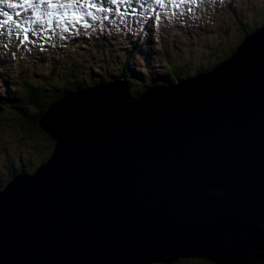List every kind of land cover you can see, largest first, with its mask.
I'll return each mask as SVG.
<instances>
[{
    "label": "water",
    "instance_id": "obj_1",
    "mask_svg": "<svg viewBox=\"0 0 264 264\" xmlns=\"http://www.w3.org/2000/svg\"><path fill=\"white\" fill-rule=\"evenodd\" d=\"M37 123L54 150L0 192V264H264V26L211 72Z\"/></svg>",
    "mask_w": 264,
    "mask_h": 264
},
{
    "label": "rangeland",
    "instance_id": "obj_2",
    "mask_svg": "<svg viewBox=\"0 0 264 264\" xmlns=\"http://www.w3.org/2000/svg\"><path fill=\"white\" fill-rule=\"evenodd\" d=\"M129 1L125 2L126 7ZM104 2L105 5H107V9H97H100L98 10L99 16H102L106 21L99 26L97 32L100 31V38L103 37L105 40H100V44H95V46L90 45L93 49L92 52L87 44H76L74 48H67L64 45L66 39L59 38V46L53 50L54 53H52V58H50L49 55L46 56L44 59V65L35 59H25L23 61L27 66H20V68L28 70V66H32L35 69L32 71H22L19 74H16V69L4 66L1 71L4 70L6 75L11 77V82H9L10 85H16L19 90L16 91L12 88L10 92L11 97L15 94L19 96L21 92L27 93L31 90L28 88V84L25 81L26 79H28L31 84H43V81L49 77L50 73L48 72L50 69L52 70L53 66H56L57 69L54 70V75L51 76L56 79L51 82L45 81V84L51 83L54 85V81L61 84L63 82L62 77L61 75L56 77V74L60 73L62 66H66L67 62L71 59H76V63L83 64L84 69H88V73L81 70L76 76V81L84 80L86 78L85 81L87 83L101 79H110L112 75L119 74L123 66L128 67L130 72L128 75L133 74L131 70L137 71V68H141L145 70L144 73L142 72L143 80H147V78L151 79L156 73L162 72L161 66H163L164 63H167V56L165 54L162 55L161 53L166 49L170 52L171 46H173L171 52L172 62H176L178 65H181V63L184 62L187 65L186 67L195 70L198 66H201L200 64L207 65L209 63L204 62L202 59L204 54H209L207 47H210L212 52L220 51V49L216 48L214 45H205L210 42L219 43L222 30H224V33L227 35V41L221 50L223 54L215 53L212 55L210 57L212 61L211 63L217 62V58H221L222 55L227 54L229 50L233 48L231 44H239L243 38L242 35H244L243 32L245 30L250 29L249 31H246V33H249L252 31V27L258 26L259 22L256 20L264 18V0H194V5H191L190 12L187 15L188 22L194 26L197 23L203 24L202 27H193L194 29L191 30V32L184 33V26L180 24L176 31H172L168 34L163 31L159 36H156V31L153 29V24H151L150 20V27L148 28L149 35L146 37L145 35H139L141 21L138 22L137 18L134 17L127 18V22L125 13H119L108 8V2ZM179 2H181V0H179ZM216 2L231 3L233 5L231 7L236 13L235 17L231 12L221 9L218 11L215 21L211 23L209 20V14L214 12V8L211 4H216ZM120 3L121 2L118 0L115 5ZM204 5L206 6V11L205 8H203ZM201 11L206 14L202 16ZM153 14L154 10L148 12V15L151 17ZM88 18L89 16L86 17V20H88ZM235 19L239 31L242 30L240 32L238 29H235ZM130 24H132V27ZM127 37H135V40H137L136 44L134 45L130 42ZM149 40L154 43L151 47H148ZM94 41H99V39ZM197 41L199 45H203L204 47L196 46ZM135 47L140 48L142 54H146L147 58H144L142 55L139 56L142 58L141 62L138 59H134L133 55L129 56L128 59L122 58L124 53H129ZM0 49L3 52L9 53V48L3 47ZM81 50H84L86 56H80L78 54ZM192 52L193 54L191 55ZM95 53L99 54L96 55ZM149 53L152 54L151 57H149ZM0 65L2 66L1 62ZM164 67L167 69L169 64H166ZM98 73H101V76L98 75ZM191 73L192 72L189 74ZM185 75L186 74H183V76ZM137 88L139 87L137 86ZM49 89H54V87L52 86L46 91H49ZM76 89L79 90L83 88L79 87ZM33 92L39 93L40 89L38 87H33ZM35 108L36 106H31L32 110H35ZM1 114L3 115L1 116ZM0 117L2 118L0 119V149H11L0 151V183H2L5 178H7L8 173L5 171L6 167L13 165L19 167L22 163L26 162V158L31 162V166L35 167V163L49 156L53 148V143L42 133L31 135L30 139L23 137L24 135L32 133L16 125L15 121L9 120V114L0 113ZM2 146L4 148H1ZM14 151H19V153L16 154ZM202 260L196 258L190 262L182 260L181 264H206L205 262L203 263ZM207 264L213 263L209 262Z\"/></svg>",
    "mask_w": 264,
    "mask_h": 264
},
{
    "label": "trees",
    "instance_id": "obj_3",
    "mask_svg": "<svg viewBox=\"0 0 264 264\" xmlns=\"http://www.w3.org/2000/svg\"><path fill=\"white\" fill-rule=\"evenodd\" d=\"M232 45V52L235 51L236 45ZM207 51L209 54H204L202 59L204 62H209L207 65L201 64V66H198L195 70H191L188 67H184V63L182 62L181 65H178L176 62L170 63L169 67L167 69L164 66H161L162 72L156 73L153 78H147V80H143V77L141 75V72L139 71H133L131 72L133 74L128 75L130 72L128 70L127 66H123L122 70L117 75H112L110 79L116 80L119 78L124 79L128 86L130 87V93L133 95H136L140 92H143L149 88H153L162 85V86H168V85H174L176 82L181 80L182 78H191L196 73L208 71L210 69L211 64V56L215 53L223 54L222 51L219 52H212L210 47H207ZM139 55L140 53L136 50H131L129 53L125 54V57H129L131 55ZM230 53L228 52L225 55H222L221 58L218 60H225L228 57H230ZM220 61H218L219 63ZM192 63V62H191ZM217 63H215L216 65ZM191 65V64H190ZM82 71L88 73V69H84L83 64L76 63V59H71L67 62L66 66H62V70L60 72V75L62 77V80L64 81L62 84H58L55 81L53 84L48 83L45 84L43 87L39 88V93H34L32 90H29L27 93L21 92V94L18 96L15 94L14 96L10 95H4L2 96L0 94V106L2 107V110H0V113H6L9 114V120L15 121L16 125L20 126L21 128H24L32 134L24 135L23 137H26L28 139L31 138V135H37L38 133H42L48 138L51 142L52 140L40 129L39 125H37V119L39 116L43 115L46 112V108L48 106H51L53 103H56L57 100L66 92L72 91L76 88L82 87L83 85H89L90 83H87L85 80L76 81V76ZM52 72V71H51ZM49 74V77L45 80L46 82H51L55 80L56 78L52 77ZM54 72V71H53ZM192 72L191 74H189ZM183 74H186L183 76ZM98 75L101 76V73H98ZM110 79H101L93 81L94 84L96 83H103L110 82L112 80ZM62 82V81H60ZM145 82V83H144ZM52 86L57 87L56 89L47 92L46 90ZM137 86L139 88H137ZM36 106L35 110L31 109V106ZM3 114H1L2 116ZM0 119H2L0 117ZM15 131V130H13ZM1 148H4L3 146ZM13 149V148H12ZM11 149H5L0 151H7ZM16 154L19 153V151H14ZM48 157H45L44 159L40 160L39 162L35 163V167L31 166V162H29L26 158V162L22 163L19 167L16 166H8L6 167L5 171L7 176L10 174H14L17 171H23L26 170L27 172H33L41 163H43ZM8 182V179H5L1 186H5ZM195 258H179L177 259L173 264H181L182 260H185L186 262L193 261ZM202 260V259H200ZM203 263L206 264L209 263L207 260H202Z\"/></svg>",
    "mask_w": 264,
    "mask_h": 264
},
{
    "label": "snow or ice",
    "instance_id": "obj_4",
    "mask_svg": "<svg viewBox=\"0 0 264 264\" xmlns=\"http://www.w3.org/2000/svg\"><path fill=\"white\" fill-rule=\"evenodd\" d=\"M107 2L116 4L118 0H107ZM119 2L124 3L126 0H119ZM153 2L161 6L165 3H171L174 7L178 6L176 0H153ZM0 5H6L9 9L31 8L33 9L32 16L36 18V22L46 20L49 25L52 24L53 19H56L58 23L64 24L78 23L83 19L81 15L82 9L96 8V4L92 0H19L18 3L16 0H0ZM4 15L7 16V20L4 23L12 20V16L7 12ZM17 15H19V12H17ZM88 15H91V12ZM17 27L20 26L17 25ZM24 31L27 32V29H24ZM65 31H67V28H65ZM27 39L28 36L25 35L20 43H24Z\"/></svg>",
    "mask_w": 264,
    "mask_h": 264
},
{
    "label": "bare ground",
    "instance_id": "obj_5",
    "mask_svg": "<svg viewBox=\"0 0 264 264\" xmlns=\"http://www.w3.org/2000/svg\"><path fill=\"white\" fill-rule=\"evenodd\" d=\"M17 1H19V0H16V2ZM18 3V2H17ZM17 11L19 12V13H22V12H27V11H33V9H31V8H28V9H23V8H18L17 9ZM125 54H127V53H124V55ZM111 72V71H110ZM148 81V80H147ZM41 129V128H40ZM42 130V129H41ZM43 131V130H42ZM44 132V131H43ZM45 133V132H44ZM46 134V133H45ZM47 135V134H46ZM48 136V135H47ZM49 137V136H48ZM50 138V137H49ZM51 139V138H50ZM52 140V139H51ZM52 143H53V148H52V151L50 152V154H49V157L52 155V153H53V150H54V146H55V142L52 140ZM46 161H47V159L43 162V163H41L39 166H41L42 164H44V163H46ZM38 166V167H39ZM37 167V168H38ZM36 168V169H37ZM35 169V170H36ZM35 170L33 171V172H27L26 170H23V171H17L16 173H14V174H10V176L8 175L7 176V178H5V179H8V182L6 183V185L16 176V175H18V174H33L34 172H35ZM6 185L5 186H1V183H0V192L1 191H3L4 189H5V187H6Z\"/></svg>",
    "mask_w": 264,
    "mask_h": 264
},
{
    "label": "clouds",
    "instance_id": "obj_6",
    "mask_svg": "<svg viewBox=\"0 0 264 264\" xmlns=\"http://www.w3.org/2000/svg\"><path fill=\"white\" fill-rule=\"evenodd\" d=\"M211 263V262H210ZM214 264V263H213Z\"/></svg>",
    "mask_w": 264,
    "mask_h": 264
}]
</instances>
